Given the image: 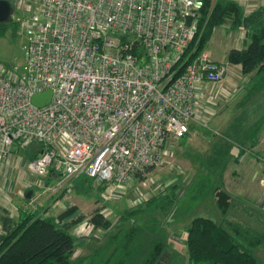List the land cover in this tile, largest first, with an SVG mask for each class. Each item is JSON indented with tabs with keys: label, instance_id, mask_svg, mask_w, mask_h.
<instances>
[{
	"label": "built area",
	"instance_id": "1",
	"mask_svg": "<svg viewBox=\"0 0 264 264\" xmlns=\"http://www.w3.org/2000/svg\"><path fill=\"white\" fill-rule=\"evenodd\" d=\"M203 4L23 0L26 63L22 72L0 67V162L10 163L15 144L40 146L25 161L30 173L58 174V185L93 179L106 201L164 163L171 144L207 126L235 87L225 63L196 54L197 45L186 53ZM46 89L50 102L33 104Z\"/></svg>",
	"mask_w": 264,
	"mask_h": 264
},
{
	"label": "rangeland",
	"instance_id": "2",
	"mask_svg": "<svg viewBox=\"0 0 264 264\" xmlns=\"http://www.w3.org/2000/svg\"><path fill=\"white\" fill-rule=\"evenodd\" d=\"M10 1L16 13L12 21L5 23L7 31L0 37V67L10 70L14 66H19L22 72L26 63L25 46L28 36L21 22L27 19L28 12L21 9L23 0ZM221 26L216 27L219 33L225 29ZM197 29L199 39L205 30L201 27L200 20ZM212 36L206 43L204 51L212 58L225 63L231 70L234 69L228 62L225 45L218 36L213 34ZM230 79L234 80L233 77ZM263 84L264 70L258 72L249 84L245 83V86L248 85L246 91L235 95L228 106L223 108L207 126L195 125L199 133L175 140L164 163L153 168L145 176L139 177L133 184L127 185L125 192H119L110 201L105 200L104 196H107V193L103 189L99 191L100 187L94 184L93 179L82 176L74 179L75 182L71 178L58 185L56 181L47 177L42 178L29 173L24 164L29 159L30 149H22L15 144L10 167L14 166L13 168L17 170V180L20 182L21 175L25 173L29 179L35 177L39 180L38 186L33 188L34 195L27 198L26 193H22L20 201L28 203L27 213L36 215L37 207L52 195H57L60 191L65 196H69V193L74 194L75 199L81 200L83 204L84 213L80 216L84 215L85 219L78 223L79 225L73 226L74 229L71 231L84 248L87 244L93 245L94 241L104 245L108 237L122 229L121 226L127 229L138 222L157 217L159 218L157 226H161L160 230H163L161 236L166 239L168 246L155 264H188V253L182 232H187L188 224L196 216L211 217L219 223L226 219L238 221L245 227L264 233V203L259 204L255 194L245 196L250 188L248 182L252 180V169L259 167L257 174L260 173L264 162L257 160L253 155L243 162L238 159L241 152L254 154L252 147L264 135V87L261 88ZM252 161L255 164H252ZM262 167L264 168V165ZM254 180L253 183L257 185L258 181L256 183ZM260 182L262 183V179ZM69 185L71 191H68ZM217 187L228 193L227 198H222V201L229 203L226 214L219 208V193L215 195L214 192ZM241 190H245L244 194L240 193ZM166 193H175L177 196L175 208L171 212L159 211L155 214L147 210L121 220L130 210L142 207L148 197L163 196ZM69 199L72 197L69 196ZM98 203L103 204L101 208L112 221L110 229L95 228L90 222L96 209L94 206ZM86 251L89 252L90 249L86 248L85 253H88ZM253 253L258 263L264 264V244L255 248Z\"/></svg>",
	"mask_w": 264,
	"mask_h": 264
},
{
	"label": "trees",
	"instance_id": "3",
	"mask_svg": "<svg viewBox=\"0 0 264 264\" xmlns=\"http://www.w3.org/2000/svg\"><path fill=\"white\" fill-rule=\"evenodd\" d=\"M203 2L200 25L205 30L199 39L197 31L186 53L195 45L198 46L196 54L203 52L216 27L229 23L232 29L245 27L249 31L246 47L230 50L228 61L240 65L245 74L264 70V24L259 23L264 19V8L246 15L244 5L237 0ZM6 31V24L0 23V37ZM39 151L40 146L34 145L29 158L36 157ZM214 192L215 195L219 193V208L226 214L229 203L222 198H227L228 193L221 188ZM176 201L175 193L150 196L142 207L130 210L121 220L147 210L169 213L175 208ZM71 210L57 217H44L31 212L21 213L18 220L2 216L5 232L0 233V264H155L167 249L168 242L161 236L163 230H160V225L157 226L159 218L154 217L127 229L121 226L122 229L108 237L107 243L100 245L94 253L93 245L87 244L85 247L90 252L75 257V251L82 245L70 228L84 220L85 216L63 224ZM90 222L95 228L110 229L112 226V221L99 207L94 210ZM186 231L188 264H259L253 250L264 244V233L245 227L238 221L226 219L219 223L211 217L196 216Z\"/></svg>",
	"mask_w": 264,
	"mask_h": 264
},
{
	"label": "crops",
	"instance_id": "4",
	"mask_svg": "<svg viewBox=\"0 0 264 264\" xmlns=\"http://www.w3.org/2000/svg\"><path fill=\"white\" fill-rule=\"evenodd\" d=\"M244 3L245 4H243V5L245 8V14L246 15H249L254 10H256L260 7L264 8V0H246V2H244ZM259 23L264 24V19L262 21H260ZM221 27H223L225 29L219 33L218 28H216L213 32V35L218 36V38H220V40H221V43L223 45H225V52L227 53V58H228V54H229L230 50H232L233 48L243 49L246 47V44L248 42V31H249L248 28L241 27L238 29H232L230 27L229 23H227ZM223 48H224V46H223ZM207 54L210 56L209 53H207ZM210 58H212V57L210 56ZM212 59L219 61V62H222L218 59H214V58H212ZM232 65L234 66V69H232V70L228 66L229 67V76L233 77V79H234L233 82L235 83V87L234 86H232V88L230 87L232 89V95L231 96L228 95L227 98H224L223 108L228 106L229 101L235 95L238 96V93H240V92L243 93L244 91H246V89L248 88V85L245 86L244 84L245 83L249 84L252 81V78L258 74L257 71L256 72L254 71V72L249 73V74H245L242 72L240 65H237V64H232ZM262 71L263 70H261L259 73H261ZM239 80H242V81L239 82ZM263 87H264V84L262 85L261 88H263ZM223 108L220 110L219 113L222 112ZM193 133H194V135L199 133L195 129V127H194ZM263 141H264V135L255 143V146L252 147L254 154H253V152L252 153H249V152L239 153V156L242 154L238 158V159H240V162L245 161L250 155H253L257 160L261 161L260 157L264 155V143H263ZM30 152H31V150H30ZM30 152H29V154H30ZM251 160L249 162H251ZM252 164H255V162L252 161ZM263 165H261V168H260L261 171L258 174H257V172H259L258 171L259 167L252 169V171H251L252 172V180L255 179L256 183H257V181H258V183L256 185L255 183H253L252 180H250V182H248L250 185V188H248V192H247V194H245V196L255 194L258 198L259 204L264 203V168L262 167ZM13 167L14 166L10 167V163L6 165L5 163L0 162V233L5 232L4 227H3V222L1 219L2 216L8 215L13 220H18L21 216V213L26 212V209L29 208L28 203H26L24 201H20V195L22 193L27 194V192L29 190H33V188L36 185L38 186V184H39L38 183L39 180H36L35 177H32L31 179H29L26 176L27 175L26 173L23 174V176L21 175V180L19 182L17 180L18 179L17 170H15ZM31 174H33V173H31ZM47 178H49L50 180H53L54 182L56 181L58 183L62 177L58 174L50 173ZM261 179H262V183L260 182ZM47 181H48V179L46 180V182ZM72 181H74V179ZM94 184L98 185V187H100V188H98L99 191H100V189L103 188L102 187L103 185L100 183L98 184L95 182ZM68 188H69L68 191H71L70 185ZM244 191L241 190L240 193L244 194L243 193ZM33 195H34V191H33L32 196ZM69 196L72 197V199H69ZM69 196H65L63 193H61V191H60V193H57V195H52V197H49V199L47 201H45V203H43V204L41 203L39 205V207H37L36 214L43 215L44 217H57V216L61 215L62 213L72 209L71 214H69V216H67L64 219L63 224L68 223V222L72 221L73 219H76L77 217L80 216L81 213H84L82 211L83 204H82L81 200L75 199L76 196L74 194L69 193ZM78 202H80L81 204ZM102 206H103V204L98 203L97 205L94 206V208H98V207L101 208ZM92 208H93V205H92ZM75 226H77V225H75ZM74 227H71L70 231L72 229H74ZM80 227H81V224H80ZM71 233L73 234V231H71ZM182 233H183L182 238H183L184 245H185V240L187 238V232L183 231ZM100 245H101V243H99V242H95V241L93 242V253H94V250L97 249ZM86 248H84V246H81L79 248L80 252H81L80 255L85 253ZM86 252H88V251H86ZM85 254H87V253H85ZM85 254H83V255H85Z\"/></svg>",
	"mask_w": 264,
	"mask_h": 264
},
{
	"label": "water",
	"instance_id": "5",
	"mask_svg": "<svg viewBox=\"0 0 264 264\" xmlns=\"http://www.w3.org/2000/svg\"><path fill=\"white\" fill-rule=\"evenodd\" d=\"M15 7L10 0H0V23L12 21L15 15ZM52 98V89H46L42 92L35 93L32 102L38 107L47 105ZM33 190H29L26 194L27 198H31Z\"/></svg>",
	"mask_w": 264,
	"mask_h": 264
}]
</instances>
